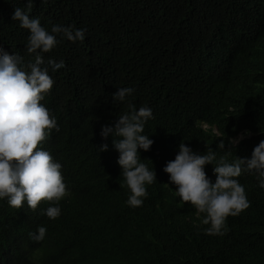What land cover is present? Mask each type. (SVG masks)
<instances>
[{
  "label": "trees",
  "instance_id": "trees-1",
  "mask_svg": "<svg viewBox=\"0 0 264 264\" xmlns=\"http://www.w3.org/2000/svg\"><path fill=\"white\" fill-rule=\"evenodd\" d=\"M25 3L0 0V47L27 64L28 30L11 18ZM30 15L49 31L87 30L83 42L44 54L66 67L49 69L55 83L41 103L60 131L40 146L62 164L69 195L55 220L43 214L48 201L35 211L0 201V264H264V189L254 174L238 177L250 207L227 217L224 235H208L163 171L181 142L232 162L264 140V0H34ZM119 87L135 88L129 100L153 110L144 132L154 143L138 151L156 183L140 207L126 203L119 154L100 136L128 111L113 102ZM215 164L205 165L213 182ZM38 226L47 228L40 242L28 235Z\"/></svg>",
  "mask_w": 264,
  "mask_h": 264
},
{
  "label": "clouds",
  "instance_id": "clouds-1",
  "mask_svg": "<svg viewBox=\"0 0 264 264\" xmlns=\"http://www.w3.org/2000/svg\"><path fill=\"white\" fill-rule=\"evenodd\" d=\"M34 0H26L24 7H14L12 20L28 30L25 48L32 59L25 64L17 52L9 54L0 47V201L11 208L25 205L35 211L40 202L48 201L43 214L55 220L61 215L60 201L69 195L62 175V164L54 159L41 142L48 139L53 130L60 131L57 118L41 101L45 100L55 81L49 74L66 67L65 61L44 54L50 52L63 40L73 43L85 40L86 29L73 25L53 24L50 31L42 26L39 17L30 13ZM135 88L119 87L112 94L114 103H126L128 111L119 115L112 125H102L100 136L112 137V147L118 152L117 164L121 169L124 185L129 189L126 203L140 207L149 195L146 186L156 183V172L140 158L139 150L149 151L154 143L145 134L147 122L154 119L148 106L137 109L129 97ZM217 136L222 134L213 130ZM247 133L228 139L237 145ZM218 146L224 149V139ZM107 143L98 151L108 150ZM215 181L206 175L205 165L212 164ZM163 171L169 174V183L176 186L175 196L183 203L190 202L196 210L197 219L208 235H224L229 229L227 217L238 216L250 207L244 185L238 179L244 172L254 174L258 186L264 189V140L254 147L250 158L236 157L228 162L208 150L205 154L194 152L181 142L174 160L168 161ZM47 228L38 226L29 232V238L40 242L45 239Z\"/></svg>",
  "mask_w": 264,
  "mask_h": 264
}]
</instances>
